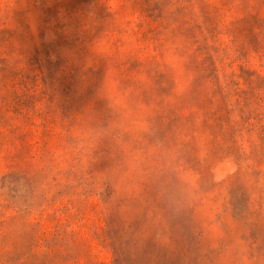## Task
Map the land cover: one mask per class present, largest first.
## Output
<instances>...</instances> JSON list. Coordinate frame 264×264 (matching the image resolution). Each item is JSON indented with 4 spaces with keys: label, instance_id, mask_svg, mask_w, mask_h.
<instances>
[{
    "label": "rangeland",
    "instance_id": "rangeland-1",
    "mask_svg": "<svg viewBox=\"0 0 264 264\" xmlns=\"http://www.w3.org/2000/svg\"><path fill=\"white\" fill-rule=\"evenodd\" d=\"M0 264H264V0H0Z\"/></svg>",
    "mask_w": 264,
    "mask_h": 264
}]
</instances>
